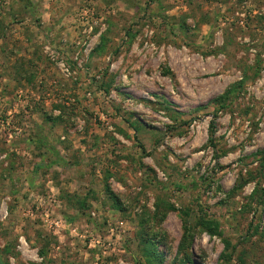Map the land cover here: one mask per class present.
<instances>
[{"label":"rangeland","instance_id":"374dc122","mask_svg":"<svg viewBox=\"0 0 264 264\" xmlns=\"http://www.w3.org/2000/svg\"><path fill=\"white\" fill-rule=\"evenodd\" d=\"M0 264H264V0H0Z\"/></svg>","mask_w":264,"mask_h":264},{"label":"trees","instance_id":"16d2710c","mask_svg":"<svg viewBox=\"0 0 264 264\" xmlns=\"http://www.w3.org/2000/svg\"><path fill=\"white\" fill-rule=\"evenodd\" d=\"M225 96H227V93L225 94ZM196 224L201 228V230L208 231L210 234H218L224 239L225 251L222 253V256L228 257L229 259L231 257V254L227 255L226 250L229 248L235 249V246L232 245L231 241L228 238L223 237V233L219 231V224L215 220L207 218L205 214L199 216ZM190 232L191 225L189 222H186L184 239L190 236ZM144 242H147V245H145L144 247L146 253H148L149 256L156 254L155 243L152 241V239H146L144 240ZM187 258L188 260H190V257Z\"/></svg>","mask_w":264,"mask_h":264}]
</instances>
